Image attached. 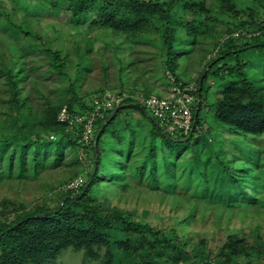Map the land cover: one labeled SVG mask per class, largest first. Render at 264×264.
Wrapping results in <instances>:
<instances>
[{
	"label": "rangeland",
	"instance_id": "374dc122",
	"mask_svg": "<svg viewBox=\"0 0 264 264\" xmlns=\"http://www.w3.org/2000/svg\"><path fill=\"white\" fill-rule=\"evenodd\" d=\"M223 5L232 8L225 10ZM119 10L118 16L124 11ZM174 10L181 24L177 33L180 43L186 45L187 41H194L179 62V84L165 67L163 47L152 27L154 24L138 35L123 34L94 23L93 18L98 15L96 8L74 21L68 0H0V137L24 126L23 131L29 133L32 140L40 135L50 139L52 133L57 139L64 138L65 132L57 122L61 111L77 109L82 102L92 100L100 89L141 87L150 94H169L175 86L194 85L197 105H201L203 130L214 127L210 138L219 137L214 149L221 145L231 149V154L235 149L232 144L235 136L218 124L221 113L216 104L226 89L240 92V80L236 74L225 73L221 80L209 76L203 83V93L197 95L199 80L212 65L206 67L207 63L217 56L227 27L249 19L250 13L264 24V0H174ZM54 51L60 52L64 62L61 69L56 66ZM227 61L234 63L231 58ZM240 61L245 65L243 70L247 77L264 88V44L247 48L240 55ZM9 73L18 78L20 110L10 92ZM231 102L236 106L248 101L234 98ZM118 123L144 127L145 133H149V122L132 107L120 111ZM250 137L261 151L264 168V122ZM106 141L107 151L102 156L106 178L94 186L90 199L94 198L106 210L124 212L129 218L150 223L157 229L177 228L185 244L176 252L180 264L198 261L199 252L217 258L221 264H264V188L256 191L246 184L247 197L254 202L245 207L226 206L203 193L199 176L198 182L190 181L187 170L194 169L195 163L189 166L184 161L177 167L180 184L173 190L162 184L161 178L154 181L147 176L139 183V172L133 160L129 171L120 178L114 174L115 145L109 135ZM238 141L246 146L243 139ZM70 149L67 144L65 158L58 164H54V153L49 154L44 161L47 169H36L30 153V158L24 162L30 167L27 175H17L14 162L9 165L6 154L0 161V219L6 217L5 223H11L17 220L18 210L36 205L56 207L64 194L59 187L76 175L82 174L89 183L92 170H96L94 153L86 162L81 159V152L74 154ZM190 154L186 150L184 158L188 159ZM238 168L236 166L233 172L237 173ZM112 174L115 180L109 181ZM120 237H123L122 232L113 241L95 244L90 251L69 246L55 258L37 261L38 264H120L124 255V248L117 241ZM227 240L232 245L238 241L245 244V248L250 249L249 254L227 256L226 252L232 249L226 244ZM166 245L154 235L146 236L143 251L138 250L137 256L141 255L148 264H176L171 257L172 248ZM222 248L225 252L219 258L217 252Z\"/></svg>",
	"mask_w": 264,
	"mask_h": 264
},
{
	"label": "trees",
	"instance_id": "16d2710c",
	"mask_svg": "<svg viewBox=\"0 0 264 264\" xmlns=\"http://www.w3.org/2000/svg\"><path fill=\"white\" fill-rule=\"evenodd\" d=\"M68 7L74 21L87 16L91 8H96L98 15L93 18L94 23L123 34L138 35L154 24L152 27L158 33L163 47L165 67L175 76L176 83H180L177 74L179 62L182 54L189 52L188 45L193 44L194 41L191 39L186 45L180 43L177 33L181 24L175 15L174 0H68ZM120 8L124 11L118 16ZM231 8L224 6L225 10ZM153 19L154 21H151ZM263 28V22H258L253 13H250L249 19L232 23L227 27L217 56L207 63L206 67L209 64L212 65L199 80L200 87L197 95L203 93V83L209 76L221 80L225 78V73L236 74L240 80V92L226 89L223 91L220 102L216 104L221 113L218 124L224 129L228 128L235 136L232 142L235 149L231 154H229L231 149L222 148L221 145L219 149H214V142L219 140V137L210 138L214 127L203 130L201 105L199 108L195 106L194 129L190 132L189 140L184 141L188 136L172 135L164 131L154 117L150 118L141 109L140 106L147 111L144 102L139 98L140 95H150L141 87H122L118 90L100 89L92 100L82 102L77 109H72L73 112H87L91 109L96 97L104 96L109 91L120 95L126 94L119 104L108 109L104 116L96 120L95 142L89 145H83L79 131L70 129L67 124L59 121H57L59 127L65 132L64 138L48 139L45 135H40L37 140H32L29 133L23 131L24 126H19L15 132H5L0 137V161L4 160L7 154L8 163L10 165L14 162L13 169L17 175L29 173V164L25 165L24 162L26 158L27 160L30 158V153H32L31 161L36 169L48 168L44 161L51 153H54L56 159L54 164H58L65 158L67 144L71 147L70 152L74 154H80L82 148L86 149L89 156L94 153L96 170H92L89 183L85 182L78 191L60 190L64 194L56 207L40 208L36 205L31 209L18 210L15 213L17 220L11 223H5L8 220L6 217L0 219V264H38L37 259L55 258L62 249L69 246L85 247L86 251H90L95 244L113 241L119 232L123 233V237L117 241L124 248L120 264H148L141 255L137 256V251H143L145 238L150 235L160 238L167 244L166 246L171 247L173 261L180 264L176 252L185 244L177 228L157 229L150 223L129 218L124 212L106 210L99 206L94 198L90 199L94 186L106 178L102 171V156L107 151L106 136L108 135L115 145L117 167L114 174H118L120 178L123 177L124 172L129 171L133 160L136 161L135 170L139 172V183L147 176L154 181L161 178L162 184L173 190L180 184V178L177 177L179 163L184 161L189 166L195 163L194 169L187 170V174L191 176L190 181L194 184V179L197 180L199 176L203 183V193L212 197V201L215 198V200H221L226 206L236 204L235 206L243 205L244 207L253 203L254 201L247 197L245 186L249 184L250 188L256 191L264 188L261 151L256 149L253 145L254 139L250 137L259 130V127H262L264 122V88L258 87L247 77L240 55L247 48L264 44V31L251 37H237L234 33L239 30L253 32ZM53 55L58 69L63 68L64 62L61 60L60 52L54 51ZM227 58L234 60V63H229ZM213 66L216 67L213 68ZM8 79L12 98L16 100H14L16 108L20 110L18 78L16 74L9 73ZM234 98L237 100L244 98L248 102L234 106L231 102ZM122 105L125 108L132 107L138 110L140 115L149 122L148 134L145 133L144 127H137L130 123L125 126L120 125L118 115L122 109L111 118L114 109ZM196 111L198 115L195 120ZM128 135L130 139L127 140ZM229 136L232 135L229 133ZM239 139H243L246 146L241 145ZM186 150L191 153L188 159L184 158ZM137 154H141V157H137ZM236 166H239L237 173L233 172ZM0 175L2 176V173ZM112 176L109 177V181L115 180V175L112 174ZM228 240L231 242V238ZM234 244H229L232 249L231 252H226L227 256L243 252L249 254L250 249L245 248V244L240 241ZM224 252L223 248L220 249L217 256L220 258ZM254 253L259 254L257 251ZM198 256V261L189 264L202 262L221 264L217 258L212 259L205 253L199 252Z\"/></svg>",
	"mask_w": 264,
	"mask_h": 264
},
{
	"label": "built area",
	"instance_id": "2783aa9c",
	"mask_svg": "<svg viewBox=\"0 0 264 264\" xmlns=\"http://www.w3.org/2000/svg\"><path fill=\"white\" fill-rule=\"evenodd\" d=\"M262 31H264V28L255 32L239 30L234 35L237 37H251L260 34ZM196 91L194 85H178L173 88L172 93L140 95L139 98L144 102L149 114L158 121L164 131L172 135L187 137L194 129V109L197 105ZM125 96L126 94L120 95L107 92L104 96L96 97L91 109L87 112H70L64 109L59 114L58 121L67 124L70 129L79 131L83 145H89L95 142L96 120L104 116L108 109L119 104ZM50 138L54 139L56 135L51 134ZM88 156L86 149L82 148L81 159L89 162ZM85 182V177L80 174L61 185L59 190L78 191ZM198 264L211 263L202 262Z\"/></svg>",
	"mask_w": 264,
	"mask_h": 264
},
{
	"label": "water",
	"instance_id": "95a60500",
	"mask_svg": "<svg viewBox=\"0 0 264 264\" xmlns=\"http://www.w3.org/2000/svg\"><path fill=\"white\" fill-rule=\"evenodd\" d=\"M138 106H140L139 104H137ZM125 106H117L115 109H114V111H113V113H112V115H111V118L115 115V113H117L119 110H121V109H123ZM141 107V109L143 110V111H145V113H147V111L142 107V106H140ZM197 107L199 108V103H198V105H197ZM147 115L150 117V118H152V116L149 114V113H147ZM197 115H198V111H196V113H195V120H196V118H197ZM191 138V135L190 136H188L187 138H185L184 139V141H187V140H189Z\"/></svg>",
	"mask_w": 264,
	"mask_h": 264
},
{
	"label": "crops",
	"instance_id": "0c3cea01",
	"mask_svg": "<svg viewBox=\"0 0 264 264\" xmlns=\"http://www.w3.org/2000/svg\"><path fill=\"white\" fill-rule=\"evenodd\" d=\"M124 108H125V107H124ZM124 108H123V109H124Z\"/></svg>",
	"mask_w": 264,
	"mask_h": 264
}]
</instances>
